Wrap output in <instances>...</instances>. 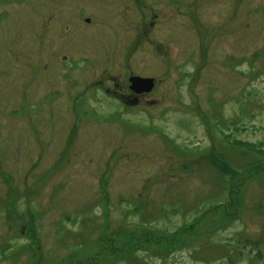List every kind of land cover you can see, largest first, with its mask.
<instances>
[{"label":"rangeland","instance_id":"1","mask_svg":"<svg viewBox=\"0 0 264 264\" xmlns=\"http://www.w3.org/2000/svg\"><path fill=\"white\" fill-rule=\"evenodd\" d=\"M73 1L0 0V264H264V0Z\"/></svg>","mask_w":264,"mask_h":264},{"label":"flooded vegetation","instance_id":"2","mask_svg":"<svg viewBox=\"0 0 264 264\" xmlns=\"http://www.w3.org/2000/svg\"><path fill=\"white\" fill-rule=\"evenodd\" d=\"M82 2L87 4V5H90L91 0H82ZM72 3H74L73 0H72ZM98 3H100V2H98ZM129 3H132L135 9L147 8L148 6L153 7L154 5H159V4H162V5L165 4L166 7L169 6L168 1L167 2H157L155 0H132L131 2L130 1L126 2V0H109V1L103 0L101 4H98V7H100L103 4H109L111 6L120 8L122 6H127ZM159 7H161V5H159ZM85 17H87V16H85ZM85 17H83V20L86 19L87 21L89 20L88 22H90L89 17H87V18H85ZM86 20H85V22H86ZM72 22H75V21L72 19ZM151 25H152V23H151ZM73 54H74V52H73V47H72V56H73ZM130 56L131 55H128L126 58H124V61L126 62V68H127V70L125 72L127 74L125 73L123 80L125 81V83H127L126 86H124V85L120 86L118 83H115V90L114 91L113 90L111 91L110 88L101 89L100 91L104 92L105 94L110 93V95L113 96L123 106H126L128 104H138V103H141V104L142 103H144V104L148 103L147 105L156 104L158 102V98L159 99H162V98L157 97L158 96L157 94H160V91H158V89L155 87L157 85L162 86V81L166 80L167 76H165L164 79L162 80L160 77H159V79H157L158 76L156 74H153L152 76H144L140 72H139L140 74H136V73L130 71V69H134L132 67V65H130V63L133 64L132 60H130ZM116 63H117V59H116ZM72 68H74V67H72ZM132 77L153 79V83H152L153 86L148 91H145V90L137 91L136 89H132L131 82H130V78H132ZM156 79H157V81H156ZM78 80H80V79H78ZM153 89H154V91H153ZM151 92H152V95H150ZM164 93H165V91H164ZM149 95H150L151 101L146 99V97ZM4 264H8V263H4Z\"/></svg>","mask_w":264,"mask_h":264},{"label":"water","instance_id":"3","mask_svg":"<svg viewBox=\"0 0 264 264\" xmlns=\"http://www.w3.org/2000/svg\"><path fill=\"white\" fill-rule=\"evenodd\" d=\"M132 89H136L137 91H148L152 88L153 79L140 78V77H132L130 78Z\"/></svg>","mask_w":264,"mask_h":264},{"label":"trees","instance_id":"4","mask_svg":"<svg viewBox=\"0 0 264 264\" xmlns=\"http://www.w3.org/2000/svg\"><path fill=\"white\" fill-rule=\"evenodd\" d=\"M87 262H85V264H86Z\"/></svg>","mask_w":264,"mask_h":264}]
</instances>
